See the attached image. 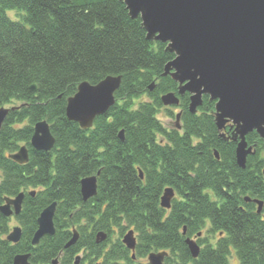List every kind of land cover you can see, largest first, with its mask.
<instances>
[{
  "label": "trees",
  "instance_id": "16d2710c",
  "mask_svg": "<svg viewBox=\"0 0 264 264\" xmlns=\"http://www.w3.org/2000/svg\"><path fill=\"white\" fill-rule=\"evenodd\" d=\"M12 9L19 20L9 18ZM165 47L146 38L123 0H0V107L20 101L10 104L17 108L0 129V205L5 196L25 194L15 216L22 229L18 243L5 239L10 219L0 213V264L26 252L31 264H51L60 253L58 264H74L79 253V264H148L156 251L168 252L165 264H230L232 249L238 264H264V142L249 132L254 153L239 167L236 143L219 136L207 95L196 114L187 108L189 94L180 96L181 129L166 128L156 115L160 97L176 93L177 83L162 76L174 57ZM108 75L121 76L115 102L91 128L81 129L66 118V99L80 82L96 84ZM44 119L55 137L48 152L30 145L34 124ZM22 144L26 164L8 158ZM97 172V194L83 201L80 180ZM168 186L176 196L166 210L159 198ZM247 196L263 202L261 214ZM53 201L55 233L33 247L36 220ZM206 221L214 244L202 234ZM73 227L79 238L65 249ZM129 229L136 234L134 258L121 243ZM99 231L107 238L97 244ZM186 237L200 246L197 258Z\"/></svg>",
  "mask_w": 264,
  "mask_h": 264
},
{
  "label": "water",
  "instance_id": "95a60500",
  "mask_svg": "<svg viewBox=\"0 0 264 264\" xmlns=\"http://www.w3.org/2000/svg\"><path fill=\"white\" fill-rule=\"evenodd\" d=\"M131 18L139 17L146 31V38L166 43V51L175 57L164 66L162 76L169 75L178 83V93L190 94L188 109L196 113L202 104V96L208 95L215 101L214 122L221 131L231 123V136L220 133L225 140L236 142L235 160L244 168L247 156L254 153L245 136L255 131L264 141V0H123ZM121 76L108 75L96 84L82 81L76 92L67 98L65 114L68 120L75 121L82 129L91 128L94 119L104 114L115 102L114 93L119 88ZM154 88L152 82L148 89ZM32 91L36 85L30 86ZM164 105H178L179 99L173 92L161 96ZM15 107H0V129L10 110ZM181 112L176 114L175 126L180 128ZM123 129L119 138L123 140ZM55 143L46 120L35 123L30 144L35 150L49 151ZM218 158L217 151H214ZM9 158L19 164L28 162L29 154L25 145ZM264 174V169H263ZM89 175L80 180V193L83 201L97 193V176ZM141 175V173H140ZM24 194L14 198H4L0 206L4 216L18 214ZM174 191L171 187L163 190L160 206L169 208ZM245 200H250L246 197ZM261 212L262 202L253 200ZM12 206V208H11ZM56 202L42 209L37 218V229L31 244H38L44 235H53V216ZM21 237L19 226L13 227L7 240L17 243ZM78 233L65 244L74 245ZM106 238L104 232L95 236L96 243ZM123 244L134 251L136 238L129 230L122 239ZM185 243L193 258L199 254L198 244L190 238ZM165 251L149 253V264H164ZM29 254H17L12 264H30ZM75 258V264L79 262ZM51 264H58L55 258Z\"/></svg>",
  "mask_w": 264,
  "mask_h": 264
},
{
  "label": "rangeland",
  "instance_id": "374dc122",
  "mask_svg": "<svg viewBox=\"0 0 264 264\" xmlns=\"http://www.w3.org/2000/svg\"><path fill=\"white\" fill-rule=\"evenodd\" d=\"M8 13V12H7ZM14 15H16V16H18L19 17V19H20V14H19V12L18 11H15L14 12ZM10 18V17H9ZM11 19V18H10ZM19 19H17V20H19ZM12 20V19H11ZM13 21H16V20H13ZM146 97V96H145ZM148 98L146 97V99H144V100H140V101H145V100H147ZM9 106H11V105H9ZM8 106V107H9ZM162 111H163V116L164 117H166V119H164L163 120V122H162V124L166 127V128H171V127H173V125H174V122H175V114L178 112V107L177 106H163L162 108ZM160 109V110H161ZM172 113V114H171ZM160 120V119H159ZM161 121V120H160ZM227 132H228V130H227ZM228 133H231V131L230 132H228ZM10 219V222H9V231L14 227V226H17V225H19L18 224V222L15 220V217L14 216H12V217H10L9 218ZM206 229L203 231V236H205L206 235V231L208 230V226H209V221H206ZM75 228V227H74ZM206 236H208L209 237V240H210V243L211 244H214V242L216 241V234H209L208 233V235H206ZM116 238V236H113V239H115ZM233 257H235V259H236V264H238V261H237V257H236V254H235V251L232 249L231 250V252H230V255H229V263L230 264H232V258Z\"/></svg>",
  "mask_w": 264,
  "mask_h": 264
},
{
  "label": "clouds",
  "instance_id": "9594fccd",
  "mask_svg": "<svg viewBox=\"0 0 264 264\" xmlns=\"http://www.w3.org/2000/svg\"><path fill=\"white\" fill-rule=\"evenodd\" d=\"M15 11H17V10H16V9H12V10H9L8 13H7L8 16H9L12 20H17V19H19L18 16L14 15V12H15ZM144 99H146L145 96H141V97H139V100H144ZM19 102H20V101H18V100H10V101H8L7 103H4L3 106H4V107H8L10 104H15V103H19ZM137 107H138V104H137V102H136V98H134L133 103H132V105H131V108H132L133 110H136ZM156 115H157V118L161 120V122H163V120L166 119V117L163 116V111H162V109L159 110V111L157 112ZM205 191L208 192V191H210V190H209V189H205ZM232 264H236V259H235V257L232 258Z\"/></svg>",
  "mask_w": 264,
  "mask_h": 264
}]
</instances>
